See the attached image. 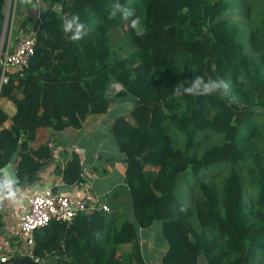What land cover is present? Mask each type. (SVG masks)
<instances>
[{
  "label": "trees",
  "instance_id": "16d2710c",
  "mask_svg": "<svg viewBox=\"0 0 264 264\" xmlns=\"http://www.w3.org/2000/svg\"><path fill=\"white\" fill-rule=\"evenodd\" d=\"M116 2L15 0L35 48L0 86V102L14 108L9 116L0 104V170L18 149L17 185L34 183L52 157L50 131L79 129L113 101L135 100L109 128L124 156L130 216L96 210L69 226L51 221L34 232L30 254L20 236L0 264H145L138 232L155 222L168 247L163 264L201 255L207 264H264V0H118L135 9L139 36L129 21L108 19ZM241 9L242 27L225 17ZM73 14L89 28L75 42L60 29ZM197 78L227 88L186 92ZM113 84L121 90L112 95ZM58 171L78 183V154ZM255 190L247 207L244 193ZM3 224L0 212V234Z\"/></svg>",
  "mask_w": 264,
  "mask_h": 264
},
{
  "label": "crops",
  "instance_id": "0c3cea01",
  "mask_svg": "<svg viewBox=\"0 0 264 264\" xmlns=\"http://www.w3.org/2000/svg\"><path fill=\"white\" fill-rule=\"evenodd\" d=\"M131 101L121 103L130 105ZM113 103L108 113L88 117L79 129L68 127L61 131H50L48 145L52 144V157L38 172L37 180L21 188L19 204H13L0 195V212L4 221L0 234V255L14 250L16 238L20 237L18 221L21 213L27 210L26 197L29 194L51 190L68 197L72 202L103 203L110 209L111 205H115L110 214L116 212L122 218L130 216L129 198L124 184V156L118 152L109 133L114 117L121 111V104L113 106ZM0 104L11 116L14 108L9 102L1 101ZM130 108L131 105L126 109ZM10 124L8 119L2 128H9ZM73 151L78 154L81 173L79 182L70 185L64 182L58 168L62 169L67 155ZM138 235L144 263L163 264L162 258L168 247L163 240L159 222H155L150 229L139 230ZM197 264H207V261L201 255Z\"/></svg>",
  "mask_w": 264,
  "mask_h": 264
},
{
  "label": "built area",
  "instance_id": "2783aa9c",
  "mask_svg": "<svg viewBox=\"0 0 264 264\" xmlns=\"http://www.w3.org/2000/svg\"><path fill=\"white\" fill-rule=\"evenodd\" d=\"M8 8V4H7ZM34 38L23 36L18 38L13 46H2L0 43V86L8 80V73H20L28 67L31 57L34 54ZM116 90H121L119 84L112 86ZM51 145H48L51 148ZM52 149V148H51ZM14 175L15 172L13 171ZM27 210L21 213L18 221V233L23 236L22 253L30 254L34 244V232L54 221L63 223L66 226L72 224L77 213L84 212L91 214L94 211H104L111 213L107 204L96 202H72L68 197L44 190L29 194L26 197ZM9 254L0 255V262H5ZM37 262L38 260L34 258Z\"/></svg>",
  "mask_w": 264,
  "mask_h": 264
},
{
  "label": "clouds",
  "instance_id": "9594fccd",
  "mask_svg": "<svg viewBox=\"0 0 264 264\" xmlns=\"http://www.w3.org/2000/svg\"><path fill=\"white\" fill-rule=\"evenodd\" d=\"M107 17L110 20H127L129 21V26L135 30L137 36L142 35L141 30V21L140 18L136 15L135 9L122 5L118 2L115 3V6L107 12ZM60 29L62 33L67 35L69 41L75 42L84 38L89 31V28L84 24L80 17L76 14H73L69 17H65L60 24ZM218 87L227 88V85L220 82L204 83L202 79L197 78L195 83L190 87L186 88L185 91L188 93L195 94H207L211 91L216 90ZM21 192L20 187L17 185V182L11 178L0 177V195L8 198L13 204H19L20 197L18 194Z\"/></svg>",
  "mask_w": 264,
  "mask_h": 264
},
{
  "label": "rangeland",
  "instance_id": "374dc122",
  "mask_svg": "<svg viewBox=\"0 0 264 264\" xmlns=\"http://www.w3.org/2000/svg\"><path fill=\"white\" fill-rule=\"evenodd\" d=\"M7 4H8V8H7ZM40 10H42L41 6L38 8L37 13H39ZM24 14H26V11L15 7V0H5V6H4L5 20L2 28L1 39H0V43L2 42V46H4V42H6V45L11 47L19 37L27 36L26 34L27 31L19 30V22L20 19L24 16ZM29 15L34 18L36 15V11L35 10L30 11ZM225 17L231 22H236L237 24H240L241 27H242V23L246 20L243 9L229 11L226 13ZM126 53L127 50H124L121 52V55ZM117 92H119V90H116L115 88L112 87V92H111L112 95L113 93H117ZM113 102H114L113 106H116L119 103L121 104L120 106L125 109L130 105L131 107L133 106L137 108V102L135 100L134 102L131 101L130 105H128V103L122 104L121 102L124 101H119V100H115ZM262 118L264 120V117ZM216 166H218V164ZM244 195H245L244 200L247 207H249L248 205L250 204L251 197L255 199L258 196L256 190L253 191V193L250 195H248V192L245 191ZM183 202L186 205H188L191 202V196L186 195L185 199L183 198ZM51 262L52 260L49 261V263Z\"/></svg>",
  "mask_w": 264,
  "mask_h": 264
},
{
  "label": "water",
  "instance_id": "95a60500",
  "mask_svg": "<svg viewBox=\"0 0 264 264\" xmlns=\"http://www.w3.org/2000/svg\"><path fill=\"white\" fill-rule=\"evenodd\" d=\"M17 152H18V149L10 158L8 164L4 168L1 169V173H3V176L5 178H11V179H14L15 181H16V177L15 175L12 174V170H13V164L17 159Z\"/></svg>",
  "mask_w": 264,
  "mask_h": 264
}]
</instances>
